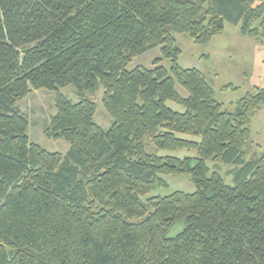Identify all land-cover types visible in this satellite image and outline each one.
<instances>
[{"label":"trees","instance_id":"obj_1","mask_svg":"<svg viewBox=\"0 0 264 264\" xmlns=\"http://www.w3.org/2000/svg\"><path fill=\"white\" fill-rule=\"evenodd\" d=\"M225 24L264 38V0H0V264H264V151L245 152L264 88L229 112L178 63L176 33L206 44ZM155 47L152 67L127 68ZM41 88L56 107L44 135L65 153L28 137L17 103ZM179 149L196 156L159 153ZM208 161L234 165L233 184ZM175 174L195 190L143 198Z\"/></svg>","mask_w":264,"mask_h":264},{"label":"rangeland","instance_id":"obj_2","mask_svg":"<svg viewBox=\"0 0 264 264\" xmlns=\"http://www.w3.org/2000/svg\"><path fill=\"white\" fill-rule=\"evenodd\" d=\"M177 44L181 49L178 63L183 68H196L204 73L214 89L216 99L222 108L229 112L235 110V103L248 92L256 88H264V38H251L240 34L238 26L225 24L223 31L214 36L206 44H196L187 34H175ZM161 56L160 47H155L136 56L128 64V69L136 66L152 67L153 60ZM163 65L169 66L170 60L165 59ZM178 91L183 94L179 85ZM60 92L72 101H78L77 90L70 84L60 88ZM103 89L91 97L96 104L94 122L103 129L112 124V117L105 109ZM168 104L176 109L180 106L173 102ZM19 109L28 117L27 134L31 141L50 151L65 153L69 143L64 139H51L44 135V127L51 116L55 115V92L45 88L34 89L17 103ZM250 136L245 146L246 158L250 159L264 151V104L256 111L249 124ZM190 138V137H188ZM160 154H172L177 157L196 156L194 150L179 149L176 151H161ZM212 169L217 170L228 184H233L234 165L217 164L208 161ZM163 185H155L143 198L155 195H167L181 190L193 192L195 186L187 174L161 175ZM184 222L174 223L168 230V236L179 233Z\"/></svg>","mask_w":264,"mask_h":264}]
</instances>
